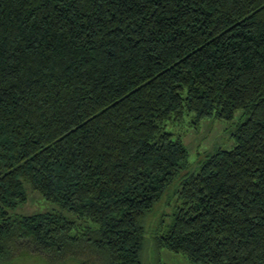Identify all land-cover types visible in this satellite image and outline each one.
I'll return each mask as SVG.
<instances>
[{
	"label": "trees",
	"instance_id": "16d2710c",
	"mask_svg": "<svg viewBox=\"0 0 264 264\" xmlns=\"http://www.w3.org/2000/svg\"><path fill=\"white\" fill-rule=\"evenodd\" d=\"M236 108L194 159L165 126ZM27 182L58 207L13 210ZM165 192L159 245L264 264V0H0V258L142 264Z\"/></svg>",
	"mask_w": 264,
	"mask_h": 264
},
{
	"label": "rangeland",
	"instance_id": "374dc122",
	"mask_svg": "<svg viewBox=\"0 0 264 264\" xmlns=\"http://www.w3.org/2000/svg\"><path fill=\"white\" fill-rule=\"evenodd\" d=\"M238 109L234 110L231 118H219L215 115H204L201 118L193 119L192 112H183L181 116L174 119L167 118L165 122L166 128H170L173 135L180 137L184 145L187 147L188 156L194 159L197 152L204 149H212L215 145L223 147L232 144V137L229 134L230 129L237 117ZM27 198L18 203L13 209L16 212L27 213L36 210H45L48 208H57V203L50 201L43 194L30 184L26 183ZM176 201L175 195L167 192L163 193L159 200L151 206L142 218V222L146 225L143 229L144 238L140 256L142 264H157L158 262H167L169 264H197L183 256L181 253L171 251L163 245L156 242L160 218L168 221L170 219L172 207ZM79 220V219H78ZM84 223V222H82ZM80 226V225H79ZM89 256V263L82 264H106L105 257L99 256L95 251L85 253ZM103 256V254H100ZM0 264H80L74 258L61 259L59 256L51 254L33 256H18L13 259L2 257Z\"/></svg>",
	"mask_w": 264,
	"mask_h": 264
}]
</instances>
